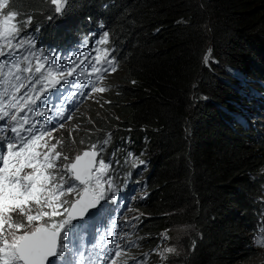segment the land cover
Masks as SVG:
<instances>
[{
    "label": "trees",
    "instance_id": "obj_1",
    "mask_svg": "<svg viewBox=\"0 0 264 264\" xmlns=\"http://www.w3.org/2000/svg\"><path fill=\"white\" fill-rule=\"evenodd\" d=\"M8 10L21 32L61 44L101 20L117 47L105 100L84 107L74 132L60 130L63 147L96 138L98 163L107 133L114 177L129 170L140 184L128 254L144 264H260L251 238L264 148L224 122L225 98L249 92L236 91L239 81H264V0H66L61 15L51 0H12Z\"/></svg>",
    "mask_w": 264,
    "mask_h": 264
},
{
    "label": "bare ground",
    "instance_id": "obj_2",
    "mask_svg": "<svg viewBox=\"0 0 264 264\" xmlns=\"http://www.w3.org/2000/svg\"><path fill=\"white\" fill-rule=\"evenodd\" d=\"M30 33L31 34L29 37H30L32 44L43 48L44 51L56 49L58 51L59 55L65 61H70L72 59V58L64 57L62 55V44L60 42L52 41V40H51L52 42H47L46 40L41 39L40 33H37V32L32 31V30L30 31ZM15 34L16 33H13L10 36V38H9L10 44H14L17 42ZM84 78H85V75L81 74V73H78L77 75H71V84H72L74 90L83 83ZM93 83H96V82H93ZM93 91H94V89L87 83L84 86L83 90L80 92V95L89 96ZM23 117L25 119H28V120L34 119L31 115H28L26 113L23 114ZM37 118L41 120L40 124H45L47 122V120L44 117L39 116ZM54 129H56V128H54ZM90 153L93 155V158H94V156H95L94 152H90ZM107 164L111 168V164L108 162H107ZM97 166L99 167V163ZM5 171H6L5 183H6V186L10 187L11 181L13 180L14 175H11L8 167H6ZM134 173L136 174L137 172L135 171ZM108 174H109L110 178L108 180L107 185L105 186V190L107 192H110L117 202L121 203L122 206L125 205L124 207H126L125 210H121L119 212L118 216L119 217L120 216L133 217V216L128 215V211L132 207V205L134 204L136 198L140 197L143 193L140 184L133 178V173L129 174V178H127V180L121 179V177H123V176L116 179L112 172H110ZM67 179L69 180V182L67 183V185L69 187H71V183H76V181H77L74 176H72L71 178L67 177ZM81 180L84 181L85 178H83ZM118 187H120V191L116 190V188H118ZM13 188L17 189L18 192L15 195V198L13 199L14 204H13L12 208L19 209V210H20V207H22L26 202H32L33 198L38 196L39 194H41L42 190H43L42 186H39V188H37V189H32L29 186L21 185L19 183L14 185ZM34 190H35V193H34ZM120 193H126L127 196L126 197L120 196ZM38 198L42 199V197H40V196ZM98 198L99 197H95V199H98ZM90 202H91V198L88 200H85L83 197H81L77 203L78 204H81V203L90 204ZM125 202H128V203L125 204ZM88 208H91V207L90 206L89 207H82L81 209H77L74 212L75 213L83 212L85 209H88ZM93 215L96 218L99 217L97 219L99 225L96 229V233H94L90 237V239H95L96 236H98L99 232H104L103 230H101L102 222L109 221L108 220L109 217H100L99 215L96 214L95 211L92 215L90 213L89 216H93ZM25 218H27V217H25ZM258 221H259L258 222V224H259L260 219ZM45 223L48 226V228H46V229L49 232L43 237V241H44V239H51L52 236L54 237V240L57 241L59 231H57L56 229H58L59 225H57V223L53 219V217H46ZM136 226H137L136 221H134V226H132L130 228V230L125 235H123V237L121 238L123 240L122 250H124V252L121 253V255H120V264H142V262H143V260H141L140 258L131 256L128 254L130 249L136 247V243H137V241L135 239ZM36 227H37V225H35L33 223L28 224L27 228L25 230L21 231L23 241L20 243H9L6 240H4L3 238H5V237L2 236V239H1L2 241L0 240L1 241V244H0V264H29L24 259H26L27 257H29V258L33 257V250L36 251L38 258L42 257L45 250L48 248V245L44 244L42 240H38V238L41 237L40 236L41 231L38 229L36 230ZM90 231H91V228L89 227L87 229V231L85 232V234H88V232H90ZM73 232H75V231H73ZM1 233L3 234V232H1ZM70 234L73 235V233L71 231H70ZM116 235L119 236V232L117 230L114 231L113 236L103 238V241L111 244V246H115V243L112 242V239H113L112 237H114ZM253 236H254V234H253ZM90 239H88V240H90ZM73 243L74 242H71V246H70L69 252H68V257L70 256V252H71ZM18 245H19V247H18ZM55 246H56V244L54 245V247ZM64 246L67 247L66 245H64ZM100 246H102V244H100V242H96L94 245L95 250L100 251ZM159 253H160V251H159ZM80 255L81 254H78L77 257H79ZM103 256H105L109 260L114 259L111 256L109 250L104 251ZM38 258L35 259L34 263H36V264H48L47 262H39ZM259 259L261 260V264H262V261L264 258H259ZM52 263H53V258L49 264H52ZM60 264H63V261ZM89 264H102V263L99 259L92 258L89 261Z\"/></svg>",
    "mask_w": 264,
    "mask_h": 264
},
{
    "label": "rangeland",
    "instance_id": "obj_3",
    "mask_svg": "<svg viewBox=\"0 0 264 264\" xmlns=\"http://www.w3.org/2000/svg\"><path fill=\"white\" fill-rule=\"evenodd\" d=\"M62 3H63L62 0H56V5L59 6ZM3 7L4 8L6 7L4 1L2 3L1 8H3ZM4 17L10 21V22L6 23V25L7 26L11 25L12 24L11 13L5 12ZM1 19H2V14H0V21H1ZM26 45H29L28 36L20 42L18 47L26 46ZM109 49H110V47L106 48L105 51H108ZM86 84H87V81H86V75H85L83 83L75 89L76 92L80 94V92L83 90V88ZM94 94H95V90L89 96H92ZM93 103H94V100L91 97H88L87 102L85 103L84 106L86 107L88 105H92ZM84 114H85V111L82 112V116H84ZM80 117H81V114L79 111L77 113L73 114V116L71 117L69 122L66 124V127L69 131L74 132V130L78 124L77 121L80 119ZM258 119L262 122L264 121V117H259L255 120L257 121ZM33 120H36L39 123L41 121L38 118H34ZM71 121H73L72 124H70ZM42 125H48L49 126V130H50L51 134L48 133L46 135V140L48 142L47 144L50 147V149H53V147L56 145V143L58 141L56 139H62L63 140V137L65 135H64V133H62L63 131H61V130H60V134H59L56 131V129H54L55 127L49 123V121L46 122L45 124H42ZM90 128L94 129L92 126H90ZM53 135L56 137V139ZM69 140L67 139L66 143L68 145H70L71 148L68 147L67 145L64 147L61 146L60 142L57 146H58L59 150L60 149L62 150L61 157H60L61 167L63 168V170H65V171L67 170L65 172L67 177L71 178L72 176H74L76 178L77 189L74 192V201L73 202H71L70 198L66 199L63 196H60L59 197L60 205H57V209H60V208H63L64 206H66L67 209L65 211H66L68 217H76L77 215L74 212L75 210L81 209L82 207H89L93 200H96V202H97V199H95V197L98 195L94 192V189L100 188L101 182H100V180H99V182H96V181L94 182V180H98L100 172L101 171L104 172L103 181L105 183V186L107 185L110 176H109V174H106L108 164L105 160H103L102 162L99 163V167H97L98 163L96 162L93 165V167L89 170L88 176L85 178V180L84 181L81 180V178L77 175V173H80L79 169L84 170V165H83L84 162H81L79 157L88 153L89 151H93V150L89 149V146L86 147V145L76 143V142L70 140L74 144L73 145ZM92 140H96V138H93ZM91 141H89L88 144H90ZM101 152H102V149H101ZM53 153H54V151L52 150V154ZM86 159L87 158H85L84 160H86ZM116 162H117V160L114 159V156L112 154V157L110 158L111 172L112 173H114V171L117 169V167L115 166L117 164ZM93 163H94V161H93ZM70 165L73 168L75 166H77L78 171L77 170H76V172L74 170L70 171L69 170ZM93 168L95 169V171L92 172ZM5 170H6V167H4V187H3L4 190H6V194H5V196L2 197L3 207L0 210V217H3V219H2V230H1V232H3V234L0 232V240L2 239V236H3V237H5V240L9 243H20L23 241L21 231L25 230L27 228L28 224L33 223V224L37 225L38 227L48 228L47 224L45 223V218L49 217V216H48V213L44 209V205L41 204V202L44 203V201H46V200L49 201L51 198L55 197V194H52L51 191H47V190L43 189L42 193L39 194L38 196L34 197L32 202H26L22 207H20L21 213H23L25 215L29 211L35 212V208L38 210V213H33V214L29 215L27 218H24V217H22L21 214L16 212L15 208H12L13 204H14L13 199L15 198V195L17 194L18 190L12 187V190H13V193H12L10 190V187L6 186V183H5L6 171ZM118 172H123V173H127V174L132 173L129 170L128 171L120 170ZM34 193H35V190H34ZM39 196L42 197V199L38 198ZM81 197H83L85 200H88L91 198L90 204H87V203L78 204L77 202H78V200H80ZM54 202L55 201H52V203H54ZM98 207L100 209H104V208H107L108 206L105 203H98ZM40 212L45 214L44 218H41L42 216L40 215ZM131 212H132V210H131ZM8 215L10 216V218L13 221L16 222L15 228H10L9 221H8L9 220ZM120 217H126V216H120ZM127 221H128L129 226L122 233H119L120 238H122L123 235H125L130 230V228L132 226H134V220L133 219L128 218ZM115 230H117V229H115ZM163 239H165V240H164V243L162 244V247H164L163 248L164 250L163 249L162 250L163 251H169V249L171 248L170 245L171 244L174 245L175 239H174V237H171V236H166ZM1 241H0V244H1ZM18 247H19V245H18ZM123 252H124V250H122V253Z\"/></svg>",
    "mask_w": 264,
    "mask_h": 264
},
{
    "label": "water",
    "instance_id": "obj_4",
    "mask_svg": "<svg viewBox=\"0 0 264 264\" xmlns=\"http://www.w3.org/2000/svg\"><path fill=\"white\" fill-rule=\"evenodd\" d=\"M85 158H87L86 160H84ZM79 159L81 160V162H84V170H80V173H77V175L83 179L86 178L88 176L89 170L93 167V155L91 153H86L84 155H82L81 157H79ZM73 170L76 172L77 170V166H75L73 168ZM78 171V170H77ZM91 208L85 209L84 212H82L83 214H80L79 216H89L90 213L91 215L94 213L95 211V207L94 205L91 203L90 205ZM38 240H42L43 241V237H39ZM44 244L48 245V248L45 250L44 254L42 255V257L38 258V255L36 253L35 250H33V257H27L26 259H24L26 262H28L29 264H36L34 263L35 259L38 258L39 262H47L48 264L52 261L53 258V250H54V245H55V240L54 238L51 239H44L43 241Z\"/></svg>",
    "mask_w": 264,
    "mask_h": 264
}]
</instances>
